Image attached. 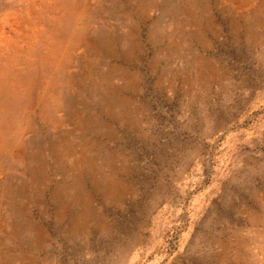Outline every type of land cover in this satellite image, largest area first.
<instances>
[{
    "label": "rangeland",
    "instance_id": "obj_1",
    "mask_svg": "<svg viewBox=\"0 0 264 264\" xmlns=\"http://www.w3.org/2000/svg\"><path fill=\"white\" fill-rule=\"evenodd\" d=\"M0 264H264V0H0Z\"/></svg>",
    "mask_w": 264,
    "mask_h": 264
}]
</instances>
